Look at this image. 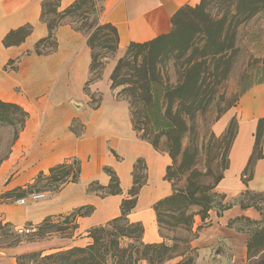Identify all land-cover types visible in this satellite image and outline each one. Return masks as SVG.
Wrapping results in <instances>:
<instances>
[{
  "label": "crops",
  "instance_id": "crops-1",
  "mask_svg": "<svg viewBox=\"0 0 264 264\" xmlns=\"http://www.w3.org/2000/svg\"><path fill=\"white\" fill-rule=\"evenodd\" d=\"M43 1L0 0V101L17 105L28 116L1 165L0 184L4 185L3 192H10L32 184L40 173L73 160L79 165L78 182L37 203L0 204V214L12 225H37L47 217L92 207L89 216L76 219L75 235H82L121 215V203L129 198L133 186V167L140 162L144 183L127 220L142 226L145 245L159 244L162 238L153 206L172 194V185L165 178L171 159L137 137L125 104L109 96L95 109L87 106L89 97L84 87L91 65L87 36L62 24L53 31L56 46L51 50L49 30L40 18ZM75 1L58 0L59 11ZM199 2L105 0L98 21L115 28L118 51L123 52L131 43L143 44L168 34L179 9ZM19 30L29 33L21 40L16 34L5 45V39ZM263 118L264 84H259L248 89L231 114L216 123L220 135L235 123L227 166L216 185L221 205L227 208H211L203 219L194 215L190 229L193 264L248 262L250 227L259 220V214L253 208L241 207L240 197L245 192L264 193V157L250 162L258 122ZM75 124L82 129L78 136L72 130ZM259 151L264 156V133ZM105 169L117 178L119 195L101 197L87 191L92 184L108 186L110 177Z\"/></svg>",
  "mask_w": 264,
  "mask_h": 264
},
{
  "label": "trees",
  "instance_id": "trees-1",
  "mask_svg": "<svg viewBox=\"0 0 264 264\" xmlns=\"http://www.w3.org/2000/svg\"><path fill=\"white\" fill-rule=\"evenodd\" d=\"M98 1L76 0L63 11H59L58 0H45L41 5L40 18L49 30L47 41L50 42L51 50L56 46L53 31L62 24L71 26L77 32H89L86 44L91 52L90 76L95 64L99 63L100 59L95 52L97 42L101 44V48L109 49L111 52L118 50V35L115 28L109 24H100L96 19ZM217 7L224 8L222 15L219 12H214V8ZM261 12H264V0H212L211 3L209 0H200L199 4L194 7L184 6L179 9L171 20L172 28L168 34L143 44L131 43L124 50L123 58L117 61L109 77L111 90L121 87L117 96L124 95L125 99L123 98V100L128 104L131 124L135 132H139L134 126V117L138 113H142L145 120L153 121L151 133L155 136L156 141L151 142L147 140L146 136L139 139L149 143L159 152L157 140L159 137H164L168 143L167 154L172 164L176 163L182 152V138L187 130L185 119L194 115L195 109L200 103L206 73H213L214 77L221 79L227 78L233 60L240 51L239 33L241 28ZM91 14L94 15L93 20H90ZM67 17L72 19L68 23L65 22ZM79 22H81L80 27H74ZM28 33L29 30H19L17 33L10 34L4 43L5 45L10 44L12 37L16 34H20L21 40ZM36 51L40 52L38 48ZM170 58L178 66L179 71V81L174 86L161 83L162 73L158 68L160 63ZM259 73L262 80L256 85L264 84V65L260 67ZM89 82L90 80L87 83ZM252 86L254 85L247 87L242 95ZM27 117V114L17 105L0 101V130H12L11 141L7 151L0 158V164L10 155L13 145L23 131ZM73 132L77 136L79 135L74 130ZM229 132L230 127L228 126L225 133ZM263 133L264 118L258 122L254 151L250 162L264 157L259 151ZM140 164V162H136L133 167V186L128 193L129 198L121 203L119 217L104 225L89 229L87 235L92 241L90 245L84 248L60 251L45 256L43 259L52 260L55 264H141L145 261L148 264H157L164 261L176 246L166 245L167 239L162 234L161 227L162 213L172 214L173 224L170 227H183L190 231L195 214L188 212V209L193 205L199 206L200 203L194 193L178 192L173 189L169 197L159 200L153 206L162 242L145 245L142 242V226L127 220V215L135 206L138 191L144 183V180L143 182L139 180ZM171 167L172 165L166 171L165 178L168 182H170ZM225 169L226 167L222 173ZM105 172L110 177L108 186H97L96 189H92L91 187L94 185L92 184L87 191L95 192L101 197L119 195L121 190L117 178L109 170L105 169ZM78 176V163L75 160L64 162L51 168L47 173H40L32 184L6 194L8 196L15 195V200L22 199L27 194H31L40 182H45L53 189V192H57L69 183H77ZM221 178L222 174L217 179L216 185ZM240 205L246 207L241 202ZM222 208L227 207L222 206ZM209 209L207 206H201V210L196 214H199L203 219ZM92 211V207L79 208L65 216L47 217L35 227L39 231L45 227L52 228L54 220L63 219L62 224L55 231L50 230L43 235L59 232L60 234L69 233V236H73V232L77 228L76 219L87 217ZM175 213L178 217L173 216ZM28 226L33 225L28 224ZM135 231L138 232L140 242L123 246L122 241ZM13 236L16 239L12 242L16 244L19 236L14 231V227L9 223L2 224L0 222V239L3 243L11 240ZM25 237L27 236L25 235ZM253 241V237L250 236L247 244V256L252 250ZM263 251L264 247L259 252L264 255ZM187 264H193V260Z\"/></svg>",
  "mask_w": 264,
  "mask_h": 264
},
{
  "label": "rangeland",
  "instance_id": "rangeland-1",
  "mask_svg": "<svg viewBox=\"0 0 264 264\" xmlns=\"http://www.w3.org/2000/svg\"><path fill=\"white\" fill-rule=\"evenodd\" d=\"M104 1L99 0L97 2V20L104 10ZM211 1L209 0V3ZM223 11L224 8H214V12H219L220 15L223 14ZM93 19L94 15L91 14L90 20ZM71 20L70 17L65 18L66 23ZM80 23L75 24L74 27H80ZM241 29L239 33L240 51L233 60L227 78L221 79L220 77H214L213 73H206L200 103L195 109L194 115L185 119L187 130L182 138V152L176 163H171L169 181L173 189L178 192H192L195 198L199 199L200 205L190 207L188 209L190 213L196 214L201 210V206H207L210 209L222 208L221 195L216 191V183L228 162L235 123L231 122L229 124L230 132L228 134L224 132L221 135L218 134L220 127H216V123L223 115L231 114L233 107L236 106L237 101L247 87L256 85L262 80L259 69L264 65V12L250 19ZM83 33L88 36L89 32ZM100 45L99 42L95 44V52L99 56L98 59L100 58L99 63L95 64L89 78L90 82L85 84L84 87V92L89 97L87 106L90 109H95L100 105L103 98L110 96L116 102L125 104L128 107L126 101L123 100L124 95L117 96L121 87L111 90L109 80L117 61L123 58L124 51L111 52L109 49L101 48ZM158 68L162 73V84L174 86L178 83V66L175 65L172 58L160 63ZM134 121L135 129L139 130V132H135L138 138L146 136L147 140L156 141L155 136L151 133L153 121L145 120L142 113H138L134 117ZM72 129L76 133L82 130L78 124H75ZM11 138V129L0 130V158L7 151ZM157 147L159 152L167 153L168 143L164 137H159ZM2 164L3 162L0 164V168ZM139 175L140 182H143L144 167L141 164ZM3 187L4 185L2 186L1 183L0 204L8 206L37 203L56 193L45 182H40L31 194L15 200V195L8 196L6 194L8 192H3ZM91 188L96 189L97 185L94 184ZM39 194H42L43 197L35 199L34 196ZM21 201H24V203H21ZM240 202L246 207L253 208L259 214V220L250 227V236L253 237L254 241L252 250L247 256V264H264V255L259 252L264 247V193L245 192L241 195ZM171 215L168 212L162 213V234L167 239L166 245L176 246V248L168 254L169 256L164 261L157 264H187L189 261L194 260V251L190 247L193 235L183 227H170L173 224ZM173 216L178 217L177 213ZM0 222L2 224L7 223L4 214H0ZM62 222L63 219L54 220V227H45L40 231L36 229L35 225L29 227L28 224H11L19 238L16 244L12 242L16 239L14 236L5 243L0 239V264H55L52 260H44L43 258L72 248H84L92 243L87 232L82 235H75L74 231L73 236H69V233L60 234L59 232L43 235L50 230L55 231ZM137 241L140 242V238L138 232L135 231L130 237L122 241V245L135 244ZM33 255L35 256L32 257ZM141 264H148V262L145 261Z\"/></svg>",
  "mask_w": 264,
  "mask_h": 264
},
{
  "label": "built area",
  "instance_id": "built-area-1",
  "mask_svg": "<svg viewBox=\"0 0 264 264\" xmlns=\"http://www.w3.org/2000/svg\"><path fill=\"white\" fill-rule=\"evenodd\" d=\"M42 197H43L42 194H39L38 196H34L35 199H38V198L40 199V198H42ZM21 203H24V201H21Z\"/></svg>",
  "mask_w": 264,
  "mask_h": 264
}]
</instances>
